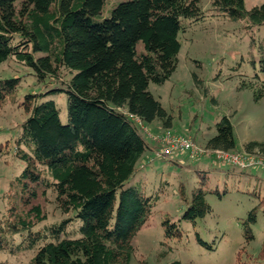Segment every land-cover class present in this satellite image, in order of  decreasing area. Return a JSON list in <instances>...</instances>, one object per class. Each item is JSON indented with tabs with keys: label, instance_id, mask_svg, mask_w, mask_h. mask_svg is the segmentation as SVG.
Segmentation results:
<instances>
[{
	"label": "trees",
	"instance_id": "trees-1",
	"mask_svg": "<svg viewBox=\"0 0 264 264\" xmlns=\"http://www.w3.org/2000/svg\"><path fill=\"white\" fill-rule=\"evenodd\" d=\"M105 1L0 0V63L11 57L50 88L19 99L26 117L12 148L24 167L10 181L8 206L0 214V251H33L30 264H129L132 239L159 197L130 181L143 169L139 162L149 149L140 129L155 141L146 123L171 126V116L148 85L163 83L175 70L178 34L187 26L183 19L202 17L200 0H125L96 18ZM211 10L248 29L264 27V2L245 10L243 0H211ZM251 44L257 66L240 88L259 99L264 95V36L257 43L252 37ZM19 83L20 77L0 78V107L15 98ZM59 92L66 95L65 123L48 99ZM215 129L204 148L233 151L229 118L221 116ZM162 149L159 156L170 154ZM255 149L264 154V143L244 146L248 154ZM201 176L190 196L181 190L185 207L179 219H163L165 236L181 238L180 222L193 225L210 212L205 197L218 191ZM48 192L65 217L36 227L47 219L41 202ZM255 221L251 210L243 226L246 240L253 239ZM195 238L210 246L198 233ZM257 257L264 260V240Z\"/></svg>",
	"mask_w": 264,
	"mask_h": 264
},
{
	"label": "rangeland",
	"instance_id": "rangeland-1",
	"mask_svg": "<svg viewBox=\"0 0 264 264\" xmlns=\"http://www.w3.org/2000/svg\"><path fill=\"white\" fill-rule=\"evenodd\" d=\"M122 1L125 0H106L96 18L108 16ZM243 1L245 10L264 2ZM199 6L201 18L196 21L183 19L187 26L178 34L180 47L175 70L163 83L150 82L148 85V90L171 116V126L163 128L154 121L146 123L145 128L153 136L169 133L190 137L204 148L206 141L216 133L215 123L225 115L233 126L235 148L232 152L250 156L252 160L264 159L258 149L250 154L244 150L250 141L264 143V95L255 99L252 90L240 88L242 79L254 75L257 51L251 38L257 43L264 36V27L245 28L242 22L211 10V0H200ZM9 77H20V83L15 98L0 107V214L8 206L10 181L24 167L12 148L19 125L26 117L18 106L19 99L26 93L50 89L43 82H37L31 69L11 57L0 63V78ZM49 95L48 99L56 104L61 122L65 123L66 95L62 92ZM140 133L149 149L139 162L143 169L137 170L130 181L159 197L132 239L134 252L129 264H172L176 261L180 264H264V260L257 257L264 240V166L257 164L241 169L220 162L210 153L192 158L188 152L174 151L161 157L158 153L163 145L150 140L145 129L141 128ZM202 174L207 177V187L223 195L220 197L217 192L206 195L210 212L193 225L180 222L181 238L165 236L163 219H179L185 207L181 190L190 196L202 180ZM41 204L47 219L36 227L65 217L56 207L52 193L48 192ZM251 210L255 212L256 221L250 224L253 239L246 240L243 226ZM196 233L210 246L201 244L195 238ZM32 255L33 251L18 255L0 251V261L30 264Z\"/></svg>",
	"mask_w": 264,
	"mask_h": 264
},
{
	"label": "built area",
	"instance_id": "built-area-1",
	"mask_svg": "<svg viewBox=\"0 0 264 264\" xmlns=\"http://www.w3.org/2000/svg\"><path fill=\"white\" fill-rule=\"evenodd\" d=\"M138 124H141V122L138 121ZM153 140L159 141L163 144V149H162L163 154L172 153L174 151H181V152H188V154L192 158H197L200 155L210 153V154H215L216 158L220 162L231 164L239 168H247L257 164L264 166V159L257 158L255 160H252L250 156H245L232 151H222V150L208 151L205 148L196 145L190 137H180V136L177 137L174 135H170L169 133H165L162 136H157V137L153 136Z\"/></svg>",
	"mask_w": 264,
	"mask_h": 264
},
{
	"label": "crops",
	"instance_id": "crops-1",
	"mask_svg": "<svg viewBox=\"0 0 264 264\" xmlns=\"http://www.w3.org/2000/svg\"><path fill=\"white\" fill-rule=\"evenodd\" d=\"M154 122V121H153Z\"/></svg>",
	"mask_w": 264,
	"mask_h": 264
}]
</instances>
